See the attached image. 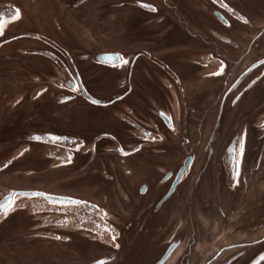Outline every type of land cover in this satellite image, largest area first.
Returning a JSON list of instances; mask_svg holds the SVG:
<instances>
[{"label": "flooded vegetation", "instance_id": "1", "mask_svg": "<svg viewBox=\"0 0 264 264\" xmlns=\"http://www.w3.org/2000/svg\"><path fill=\"white\" fill-rule=\"evenodd\" d=\"M91 1L121 13L106 47L0 44H36L51 68L5 110L0 171L11 188L82 201L31 208L32 247L53 251L48 264H264V0Z\"/></svg>", "mask_w": 264, "mask_h": 264}, {"label": "rangeland", "instance_id": "2", "mask_svg": "<svg viewBox=\"0 0 264 264\" xmlns=\"http://www.w3.org/2000/svg\"><path fill=\"white\" fill-rule=\"evenodd\" d=\"M31 1L0 0V4L6 3L16 7L19 13H22L23 18H25L21 23L14 22L10 27H3L0 35L2 33L5 35L6 32H11L15 29L22 30L19 32L29 30L42 34L43 36H41L46 38L51 45L57 46L56 42H61L70 46V48L74 46L84 49L83 46H89L91 39L97 40L100 46L106 47L108 39H117L122 34L120 21H118L121 18V13H107V11L95 13L91 0H50L51 4H47L49 7L45 6L47 0ZM111 2H117L113 4L116 7L122 5L121 2L115 0ZM26 19H29L30 23L23 22ZM51 19L54 20V23H51ZM41 20L48 25V29L42 27L43 22ZM28 44L21 42L18 45V47H26L23 50L25 54L21 56L6 52L5 49L1 50L2 53H0V94L4 95V99H0V142L2 145L6 140L9 141L7 133L10 131L8 125L4 126L3 124L5 120L8 121L9 117L12 116L5 110L10 108L20 96L22 88L25 86L22 83L30 79L33 81L39 69H51L45 64L44 60L40 59L39 54L32 52L38 51L34 49L37 45L34 44V47L31 48ZM73 51L71 49V52ZM50 75L53 76L51 73ZM36 84L38 83L33 85ZM18 107H20V104ZM27 117H24L23 121H18L17 131L22 128V131H26L25 128L29 127L27 121H25ZM6 147L7 149L0 151V160L2 162L4 158L9 157V146ZM34 164V162L33 164L24 163V167L37 170L35 172L40 171L39 167L41 165L35 167ZM14 174L15 172H13L12 168L0 171V192L3 191V188H11L13 186L11 178L16 175ZM17 175L21 176L20 174ZM26 179V177L20 178L16 187H26ZM40 185L43 184L41 183ZM52 187L55 186H51L48 189L53 190ZM35 206L32 204L29 209ZM26 222V212L24 211H12L0 222V264H48L52 260L53 254L51 252L53 251L47 250L48 247L43 246L41 242L32 247V244L36 243L38 239L32 238L31 231H28V227H26ZM81 248V246H76L72 249L79 251L82 250ZM66 249L65 251L68 253L71 248ZM56 255L62 256V253L56 250Z\"/></svg>", "mask_w": 264, "mask_h": 264}, {"label": "water", "instance_id": "3", "mask_svg": "<svg viewBox=\"0 0 264 264\" xmlns=\"http://www.w3.org/2000/svg\"><path fill=\"white\" fill-rule=\"evenodd\" d=\"M17 13H19L18 9L14 7L13 5L6 4V3L0 4V26H1L0 31L3 29V27L7 23H10L11 21H13L19 16L17 15ZM19 37H30L34 39H39L41 41H44L45 43L50 44L49 41L46 38L42 37L41 35L35 34V33H26V32L15 33L4 39H1L0 44L6 41L12 40V39L19 38ZM32 52L37 55L45 54L44 52H41V51H32ZM133 56L134 55H132L131 58ZM118 58L119 56L116 53H102V54L95 56V59L100 62H106L107 60H110V59L117 60ZM86 98L89 99L88 97ZM44 138H45L44 134H39V135L34 136L32 139L36 141H42ZM2 190L3 191L0 192V204H3L6 201H8V198L12 196L13 193L16 194L15 197H13V199L15 200V203L12 205L11 209L7 211V214L12 213V211L13 212L14 211H24L27 214L28 212H31V209L29 208L32 206V204L40 205L41 203H45V202L47 203L49 202L66 203L68 199L65 197L45 194L40 191H33V190H17V189H12V188H3ZM32 193H41V195H32ZM35 201H39V202H35ZM7 214H5L3 211H0V222L6 217Z\"/></svg>", "mask_w": 264, "mask_h": 264}, {"label": "snow or ice", "instance_id": "4", "mask_svg": "<svg viewBox=\"0 0 264 264\" xmlns=\"http://www.w3.org/2000/svg\"><path fill=\"white\" fill-rule=\"evenodd\" d=\"M17 15H19V13H17ZM123 63H127V61H122ZM94 104H100L102 103L100 100H93L92 101ZM70 159V158H69ZM15 193L12 194V196H10L8 198V201H6L5 203L3 204H0V211H3L5 214H7V211L9 209H11L12 205L15 203V200L13 199V197H15ZM23 195V194H21ZM32 195H41V193H32ZM66 203H69V204H79V203H82V201H78V200H74L72 199L71 197H69L66 201ZM95 264H104V261L102 260H97L95 261Z\"/></svg>", "mask_w": 264, "mask_h": 264}]
</instances>
